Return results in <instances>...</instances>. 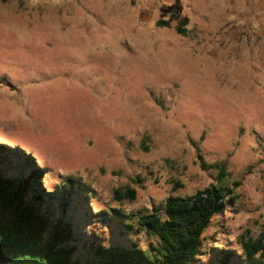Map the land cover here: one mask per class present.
<instances>
[{"label": "rangeland", "instance_id": "rangeland-1", "mask_svg": "<svg viewBox=\"0 0 264 264\" xmlns=\"http://www.w3.org/2000/svg\"><path fill=\"white\" fill-rule=\"evenodd\" d=\"M0 158L103 245L223 187L193 264L236 260L264 232V0H0Z\"/></svg>", "mask_w": 264, "mask_h": 264}, {"label": "trees", "instance_id": "trees-1", "mask_svg": "<svg viewBox=\"0 0 264 264\" xmlns=\"http://www.w3.org/2000/svg\"><path fill=\"white\" fill-rule=\"evenodd\" d=\"M178 31L185 33L182 27ZM38 177L35 169L27 175L8 173L0 158V264H193L212 215L232 200L226 197L225 188L214 185L185 197L169 195L160 213L152 211L135 219L137 227L155 243L146 247L134 241L103 245L75 236L71 220L55 215L45 204L39 183L33 181ZM114 194L133 198L134 190H115ZM66 204V200L58 203L61 213ZM125 226L132 228L131 224ZM263 239L264 232L255 239H243L242 255L233 260L227 252L218 264H264L256 256L258 251L264 252Z\"/></svg>", "mask_w": 264, "mask_h": 264}]
</instances>
